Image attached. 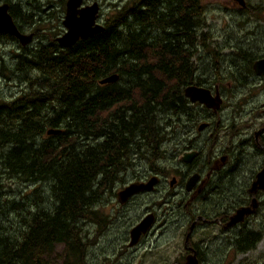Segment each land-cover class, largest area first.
Instances as JSON below:
<instances>
[{
    "label": "trees",
    "instance_id": "obj_1",
    "mask_svg": "<svg viewBox=\"0 0 264 264\" xmlns=\"http://www.w3.org/2000/svg\"><path fill=\"white\" fill-rule=\"evenodd\" d=\"M13 4L17 23L37 22ZM114 7L101 32L70 47L40 39L35 49L13 55L12 70L26 87L0 104V166L21 183L44 184L54 205L43 209L29 199L12 205L19 226L0 237V264H41L43 250L59 243L72 248L78 223L93 218L98 199L133 164L130 154L160 156L172 117L192 114L183 87L195 81L199 48L210 47L201 30L202 0H129ZM1 39L15 40L4 32ZM113 73L117 81L99 84ZM55 127L61 133H46ZM261 233L243 228L233 245L253 250Z\"/></svg>",
    "mask_w": 264,
    "mask_h": 264
},
{
    "label": "rangeland",
    "instance_id": "obj_2",
    "mask_svg": "<svg viewBox=\"0 0 264 264\" xmlns=\"http://www.w3.org/2000/svg\"><path fill=\"white\" fill-rule=\"evenodd\" d=\"M11 2L18 4V7L23 9V12L27 11L35 12L33 13L34 19L37 21L34 25H29L23 22V27L25 32H30V34L35 33L33 40L28 44L29 49H35L39 45L38 42L44 40L45 42L55 40L56 36H59L65 30V26L62 23L65 11V1L66 0H10ZM88 3L92 1H99L101 6L99 22L104 23L105 19L108 18L111 13H114L115 5L125 4L129 0H87ZM234 0H202L203 19L204 26L201 28L202 32H208L209 39H206V44L210 45L209 49L219 48L222 45L221 52L231 53L236 60L240 61L239 54L245 49L258 51L262 42V38L259 39L257 30L255 29V20L250 17V22L245 21V14L241 13L238 3H234ZM252 5L261 0H248ZM264 19V8L257 13ZM263 14V15H261ZM32 15V14H30ZM255 30L256 34L250 35V31ZM202 46L199 48L196 64L202 65L201 69L205 72L207 79H215L216 76H212L213 71L212 65H209V59H211L210 53L204 54V50L207 49ZM241 52L239 53V51ZM22 49L18 40H0V103H8L14 97L19 95V86L21 85L18 79H14L12 70V65L15 64L16 59L13 55L21 53ZM205 57L202 60V57ZM206 64L207 66H203ZM241 72L244 73L248 70L246 63H240ZM5 70V71H3ZM15 71H18L16 68ZM210 80V79H209ZM227 80L222 81L219 84L220 89H223L225 93L223 106L217 111L215 115L211 118L210 129L198 132L197 127L199 123L206 121V117L199 114V108L191 109L192 114L190 117H181L180 119L172 117L174 121V127L171 129L168 137L167 143L161 145L159 149V154L163 156L160 159L159 155L155 157L153 150L150 152H142L144 157L142 159L133 160V167L125 170V181L130 182L137 179L138 177H149L153 171L162 172L163 180L155 187L157 188L154 193L148 192L147 194H141L136 197L135 200L129 202L127 206L120 207L116 204V199L111 190L114 188L119 189L123 184L122 182L114 183L111 188H107L106 194L98 199L97 206L94 207L92 219L81 220L77 225V230H79L80 236L84 238L85 236L98 237L110 236L117 229L114 227L109 230L105 235L104 232L96 230L95 233H88L90 230L89 223L100 221L101 229H110L114 226V220H119V214L121 217V222L119 225L121 228L120 235L125 238L127 237V231L130 229V225L135 221L137 214L145 210L147 207L152 206L155 202L159 203L161 206L157 205L159 208H166L174 202H170L169 205L165 204L163 201L167 194L164 192L177 193L174 194V200L176 202H181L183 197V186L180 185L184 179H187L186 173L188 170L194 166L202 169V177L206 178V190L211 193V199L215 200L219 206L225 205L232 202V208L227 209L229 213H233V209L238 206L237 200L240 197V192L242 191L241 199L244 197L249 200V193L247 192L251 179V173L254 169L261 165L264 159L263 155L255 156V148L250 145L251 138L254 139V131L261 127L264 122V89L259 86L258 88L252 89V84L256 80L250 79L248 85L241 86L236 89V85H227ZM25 86V83L23 87ZM233 90V91H232ZM178 119V120H177ZM195 120L193 123L188 122ZM196 122V123H195ZM9 124L10 121H9ZM169 130V128H167ZM189 130V131H188ZM188 137L190 144L197 147L196 150L199 151L200 157L194 161L192 164H186L181 160V155L183 150V143ZM248 141V142H247ZM255 141V140H254ZM242 143V145H240ZM154 146V145H153ZM5 149V148H3ZM165 149V150H164ZM241 149V151H240ZM5 149L4 151H6ZM228 152V167H234V171L223 179H219L216 173H213L209 178L205 175L208 167L206 166L208 161L213 162L214 159H218L221 155ZM217 155V157H216ZM131 158L137 156V152H132L130 154ZM161 156V157H162ZM142 157V156H141ZM152 157V158H151ZM165 157V158H164ZM1 162V161H0ZM218 159V163H219ZM192 172V169L190 170ZM255 171V170H254ZM192 174V173H191ZM123 175V172L119 175ZM153 175V174H152ZM160 175V174H159ZM151 176V175H150ZM173 177L179 178V182L174 186H170L169 183L173 180ZM217 186H222L229 197L223 200L220 196L222 193L219 192ZM231 190L228 192L229 188ZM116 189V190H117ZM246 190V194L243 191ZM42 191V192H38ZM50 190H45V186L42 183H21L18 179L9 178L8 173L2 169L0 166V237L7 232L9 235L17 233V228L19 226L18 214L12 208L13 204L26 203V199L38 200L42 203V208H47L48 203H50L51 195ZM146 193V192H145ZM165 196H164V195ZM41 195V197H37ZM263 202L262 205L258 207L257 214L248 220L247 224H241L238 227H234L228 230L222 229L218 226H200L196 230L195 234L198 238V242H203V263L202 264H264V193L258 196ZM149 200H151L149 202ZM180 200V201H179ZM186 200V199H185ZM9 203V204H6ZM187 203L183 202L182 204ZM53 204V202H51ZM54 205V204H53ZM51 205V206H53ZM204 206V205H203ZM32 210L36 208L28 207ZM215 209V205L212 206L210 203H205V211L211 212V219L215 217L222 218L225 215L224 211L211 210ZM177 210V208H176ZM220 212V213H217ZM112 219V221H110ZM261 223L263 226H260ZM250 227L251 229L262 230L261 240L255 245L253 250L238 252L233 245V238L240 232L241 229ZM261 228V229H258ZM83 242L86 239H81ZM98 240V239H97ZM108 242V241H107ZM105 239H102L100 243H91L87 251L91 254L96 255L102 260V257L108 255L111 251L107 245ZM50 251L46 252L47 256H44L43 263L45 264H67L64 257V247L62 244H56L52 246ZM142 249L145 244L141 246ZM10 248V247H9ZM139 250L138 248H134ZM141 251V250H140ZM128 253L125 256L127 259L133 261L131 264L139 263L137 251ZM143 254L142 264H153V257L147 254ZM71 259V258H70ZM72 260V259H71ZM70 260V261H71ZM13 262V258L11 259ZM73 261V260H72ZM137 262V263H136ZM22 264V263H21ZM140 264V263H139ZM201 264V263H200Z\"/></svg>",
    "mask_w": 264,
    "mask_h": 264
},
{
    "label": "flooded vegetation",
    "instance_id": "obj_3",
    "mask_svg": "<svg viewBox=\"0 0 264 264\" xmlns=\"http://www.w3.org/2000/svg\"><path fill=\"white\" fill-rule=\"evenodd\" d=\"M83 1L84 2L82 3V6H86V4L92 5L94 2H97L99 4V1H92L90 3H88L89 1L87 0H83ZM235 1L239 5L241 13L245 14L246 22H247V18H248V22H250V17L253 20H255V23H254L255 29L257 30L259 39L262 38L261 40L262 44L259 50L256 52H254L253 50H249V48L245 49L242 52L240 50L239 51V53L241 52L239 54L240 61L236 60V57L231 55V53L228 54L226 52L225 53L221 52L220 50L223 47L222 45L219 46L220 49L214 48L215 50H213V49L208 48L207 49L208 51L204 50L205 55L208 52L210 53L211 59H209V65H212L211 67L213 69L211 74L212 76H216V78L211 79L209 77L210 79L209 80L206 77H204L207 70L205 72L203 69H201L202 65H198L197 75L194 77L195 81L187 85L192 84V85L206 88L210 92H212V95L214 96L218 94L221 99V103H220L221 105L216 110H214L213 108L209 109L204 104H201L200 102H191L187 97H185L187 100V105L189 107V110H191L193 107L199 108V113L197 112L198 115L202 114L206 117L205 122L199 123V126L197 127L198 132L211 128L210 121H211L212 116L215 115L217 111L220 110L223 106L222 103L224 101L225 93L223 92V89L221 90L219 87V84L222 83V81L229 79L227 80V85L230 86L233 83L236 85V89H237V88H240L241 86L248 85V82L250 79H253V80L257 79L255 82H253L252 89L258 88L259 86L263 87L264 89V73L256 71L255 66H254V64L258 60H264V19L260 15L257 14L258 11L261 10V8L262 9L264 8V0H261L260 2H256L253 5L249 3L248 0H244L242 4H240L238 0H234L233 2L236 3ZM2 2L9 4V12L11 14L12 6H14L13 2H11L10 0H0V4H2ZM66 3H65V8H66ZM100 10H101V6L99 4L98 14H97L98 23H99V18L101 14ZM25 13L30 15L35 12L32 11L28 13L27 11H25ZM13 20L16 21L15 17L13 18ZM16 24L18 28L20 27L21 32L30 34V32H25V29L22 28L23 22L21 21L20 18L18 19V23L16 21ZM248 31H250L249 33L250 35L256 34V31L253 29L248 30ZM34 35L35 33H32V38L30 42L28 41V43L25 45H22L18 40L21 46V49L28 48V44L31 43V41L34 38ZM57 37L58 36L55 37V41ZM57 44L59 45L58 42ZM64 48L66 47L64 46ZM201 57H202V60L205 58L203 56ZM242 62L244 64L246 63L248 67V70H246L244 73L241 72V67H240V63ZM204 65L207 66L206 64H203V66ZM19 72H20L19 70L15 71V73L13 74L14 76L13 78L18 79V81L20 82L21 85L19 86L20 88L19 91L21 92L22 89H25L26 82L24 81V79L20 80ZM24 83H25V86L23 87ZM100 85H104V84H100ZM186 86L183 87V93H184V88ZM184 96H185V93H184ZM13 99L11 101H13ZM0 104H3V102H1ZM190 115L191 114L188 113V117H190ZM188 122L193 123L194 120H191ZM202 124L204 125L201 128L200 125ZM184 140H185V137H184ZM240 145H242V143ZM250 145L255 148L254 157H257V156L261 157V155H263L264 157V122L261 124V127L258 130L254 131V139L251 138ZM196 148L197 147H194L193 144H190L189 138L187 137L183 143L184 151L181 152L182 153L181 160H182L183 155H185L186 153L195 152L197 154L194 155V157L187 159V160H182L183 162L189 165L194 163V161H196L200 157V153L198 150H196ZM161 156L162 155H160L159 157ZM137 158L142 159V157L138 154L137 156H134V159H132L131 156L128 159L130 160V162H135L133 160H136ZM227 158H228V152L225 153L224 155H221L218 158L220 161L219 163H218V159H214L213 162H211V160L208 161L206 165L208 167V170L205 174L207 178H209L213 173H216L219 176V179H223L224 177L231 174L235 168L230 167V166L228 167ZM160 159H163V156ZM263 165H264V159L262 160L261 165L258 166L256 169H254L255 171L253 170V172L251 173L252 181L250 182L249 188L247 190V192L250 195L249 200L246 199V197H244V200L241 199V195H242V191H241L240 197L237 200L238 206L233 209L234 211L233 213L232 212L229 213L227 211L229 206L230 208H232V202H229L227 206L225 205L219 206V204H217L215 200L211 199L210 197L211 193H209L208 191H205L207 179L206 178L204 179V177H202V169L195 167V165L190 166L192 168L188 170L185 176L187 177V179H184L182 183H180V185L183 186L182 188L183 197L180 199L181 202H176L174 200V194L176 195L177 193L175 192L169 193V192H166L165 190L164 192L167 194V197H164L162 202H165V204L167 205H169L170 202H174V204H171L170 206L166 208H159L156 206L157 205L161 206V205L156 202V199H151V200H155L154 204L152 206L147 207L145 210H143L139 214H137V217H135V221L130 225V229H128L127 231V237L125 238H123L120 235L121 228L119 227V225H116L118 222H121L120 218L123 217L121 214H119L120 216L119 220L113 221L114 226L110 229H105V230L101 229L102 228L100 226L101 220L97 222L93 221L89 223L90 230L88 231V233H95L96 230H100V232H104L106 235L108 231L113 229L114 227H116L117 229L115 230V232H113L112 235L108 237L107 236L103 237L101 235H99L98 237L97 236L94 237V235L93 236L87 235L84 238H82L81 236H79V238L73 237L72 240H74V246L72 248L66 244L59 243V244H62L63 247L65 248L64 257L67 261V264H131L133 261L130 259V257H128V259L125 257L127 256L126 255L127 253H128V256L131 253V252H128V250H132V252L134 251L138 252L136 253V255L138 256L137 260H139L140 264H142L141 262L143 260V254H141L142 252H145L144 255L147 254L154 258L152 261L153 264H187L189 262L188 259L190 258V256L195 257L196 260L199 262L198 264L200 263L202 264L203 263L202 261L203 260V257H202L203 242H198V238L196 237V235H194L196 230H198V227L200 226L202 227L218 226V227H222V229L228 230V228L231 229L234 227H238L241 224L246 223V225H248L247 224L248 220L251 218V216L254 217V215L257 214L258 207L263 204V202L258 197L264 193L263 189L262 190L258 189L255 192H250L251 184L256 179V175L259 171H261V168L263 167ZM133 166L134 165L132 164L130 168H134ZM191 169H192V172L190 171ZM122 172H123V175L121 177L119 176L121 180L118 182H122V184L123 183L124 184L119 189L114 188L113 190H111V193H113V195L115 196L116 204L119 205L120 207L127 206L129 202L131 203L132 200H135V198L140 196L141 194H147L148 192L154 193L157 189L155 186L159 184L161 180H163L164 178L162 175V172H156L155 170L152 172L153 175L150 174L151 176L149 175V177L147 176H144L142 178L138 177L137 179L126 183L125 181L127 180H125V171H122ZM151 177L158 178L153 188L146 190V191H141V192L130 194L127 196L125 202L123 203L120 202L119 193H121V191L127 185H129L132 182H146L150 180ZM192 177H195L196 179L195 183H193L191 187L188 186L189 188H187V183L190 181ZM178 179L179 178L177 177H173V180L170 181L169 185L174 186L176 183L179 182ZM217 188L219 192L222 193V196L220 197L223 200H225L226 197H229L226 194L227 191H225L222 186H217ZM228 188H229L228 190L229 192L231 190V187H228ZM245 191L246 190L243 191L244 194H246ZM254 198H255V201L253 200ZM151 200H149V202ZM183 202H187V203L182 204ZM205 203H210L212 206L215 205V209H211V210H215V212L224 211L225 215H223L222 218L215 217V219H211L212 218L211 212L205 211ZM252 203H256V206L252 209L251 214L244 215L243 219L239 221V223L228 226L227 223L230 217L236 213V210L239 209V207H250L251 208ZM217 213H220V212H217ZM146 216H153L148 226L149 228L146 229L144 234L141 233L138 236L137 241H135L134 243H131L133 241L131 240V236H130L131 230L133 229L134 226L140 223V221L143 220ZM110 221H112V219ZM81 239L83 240L86 239V241L83 242ZM102 239H105L106 242L108 241L107 245L113 248H109L111 249L110 253L108 255L103 256L102 260L100 261V258L98 256L96 257V255L91 254L89 251H87V249L91 243L93 244L100 243ZM77 240H80V242ZM143 244H145V247H143L142 249L141 246H143ZM134 248H138L139 250H135ZM73 249L76 252L73 251ZM77 250H79V252H77ZM11 256H12V253L10 252L6 254V257H8V259H10ZM44 256H47L46 249L40 252L39 254V260H41V264H45L43 263Z\"/></svg>",
    "mask_w": 264,
    "mask_h": 264
},
{
    "label": "water",
    "instance_id": "obj_4",
    "mask_svg": "<svg viewBox=\"0 0 264 264\" xmlns=\"http://www.w3.org/2000/svg\"><path fill=\"white\" fill-rule=\"evenodd\" d=\"M244 0H238L240 4L243 3ZM65 14L63 17L62 23L65 26V31L61 36L56 38V41L62 47H70L76 43V41L80 39H86L88 37L93 36L94 34L99 33L103 30L102 24L97 22V14L99 4L94 2L92 5L82 6L83 0H67L66 1ZM13 16L9 12V4L3 3L0 4V33H5L15 37L22 45H25L30 42L32 38V34H26L21 32L20 28L17 27L16 22L13 20ZM255 70L258 72L264 73V60H258L255 64ZM119 75L112 74L108 75L99 80L100 84L112 83L113 81H117ZM185 97H187L191 102H200L204 104L207 108L214 110L220 107L221 99L218 94L215 96L212 95L208 89L196 86V85H187L184 88ZM204 124L200 125L201 128ZM61 131L59 128H50L46 131L47 134H58ZM197 153L189 152L183 155L182 160H187ZM157 177H151L150 180L146 182H132L127 185L121 193H119L120 202L123 203L126 201L128 195L146 191L153 188L154 184L157 182ZM195 177H192L190 181L187 183V188L191 187L193 183H195ZM189 186V187H188ZM264 190V165L256 175V179L252 182L250 192H255L256 190ZM255 201V198L253 199ZM256 206V203H252V207H239L236 210V213L233 214L229 221L228 226L239 223L244 217V215H249L252 212V209ZM153 216H146L143 220L140 221L136 226L131 230L130 236L131 243L137 241L138 236L146 231L149 228V224L152 220ZM187 264H198L199 262L195 257L190 256Z\"/></svg>",
    "mask_w": 264,
    "mask_h": 264
},
{
    "label": "bare ground",
    "instance_id": "obj_5",
    "mask_svg": "<svg viewBox=\"0 0 264 264\" xmlns=\"http://www.w3.org/2000/svg\"><path fill=\"white\" fill-rule=\"evenodd\" d=\"M168 33H169V32H168ZM118 79H119V78H118ZM60 133H61V132H60ZM164 150H165V149H164ZM156 154H157V153H156ZM160 158H161V157H160ZM159 172H160V171H159ZM155 184H156V183H155ZM155 184H154V185H155Z\"/></svg>",
    "mask_w": 264,
    "mask_h": 264
}]
</instances>
